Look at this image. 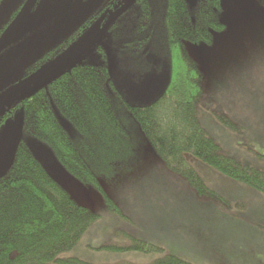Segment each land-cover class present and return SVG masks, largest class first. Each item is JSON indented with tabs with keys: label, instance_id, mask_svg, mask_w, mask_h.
I'll list each match as a JSON object with an SVG mask.
<instances>
[{
	"label": "rangeland",
	"instance_id": "obj_1",
	"mask_svg": "<svg viewBox=\"0 0 264 264\" xmlns=\"http://www.w3.org/2000/svg\"><path fill=\"white\" fill-rule=\"evenodd\" d=\"M24 1L0 3V27ZM103 1L38 0L31 18L0 53V90L19 79L45 51L69 38ZM200 1L187 0L194 20ZM150 2L154 18L141 35L145 37L142 47L128 49L127 37L107 34L80 58L82 63L110 65L118 90L112 91V101L129 134L125 157L117 158L116 172L99 174L102 188L85 184L68 172L42 140L23 136L47 173L77 203L100 215L76 246L59 256L94 264H152L167 254L192 264H264V197L260 192L188 152L187 162H201L203 166L194 169L221 199L200 196L184 176L167 167L126 106L152 103L170 81L163 32L165 0ZM217 17L225 28L214 32L211 43L185 41V49L204 74L199 122L229 156L264 169V0H221ZM95 32L93 27L82 34L76 46L83 47ZM54 109L70 137L77 139L74 124ZM222 115L239 128L222 122ZM241 184L255 193L241 189ZM106 195L120 211L109 206ZM131 237L163 250L105 248L128 247Z\"/></svg>",
	"mask_w": 264,
	"mask_h": 264
},
{
	"label": "trees",
	"instance_id": "obj_2",
	"mask_svg": "<svg viewBox=\"0 0 264 264\" xmlns=\"http://www.w3.org/2000/svg\"><path fill=\"white\" fill-rule=\"evenodd\" d=\"M25 3L26 0L0 27V36ZM131 7L136 12V30L141 24L147 27L152 24L154 15L150 0H134ZM197 8L194 20L187 0H165L163 32L170 62V81L152 103H126V106L167 167L184 176L200 196L221 199L207 186L192 163L187 162L185 154L188 152L264 194V169L229 156L199 122L198 106L204 97V74L185 49V41L211 43L214 32L224 30L225 25L217 17L221 0H201ZM72 37L71 34L52 52L70 42ZM138 45L142 47L143 42ZM41 59L35 60L28 71ZM112 91L118 90L108 63L91 65L79 61L68 66L45 87L4 111L0 134L8 121L22 113L23 136L30 134L42 140L53 148L68 172L85 184L102 188L99 174L116 172L117 158L125 157L129 143V134L112 101ZM55 107L74 124L79 132L77 139H72L57 120ZM221 120L230 127L239 128L226 115H222ZM24 141L23 138L13 166L0 176V264H94L77 257L60 258L59 255L70 252L100 215L77 203L47 173ZM106 197L109 206L120 211L116 203L108 195ZM131 239L132 244L128 247L105 248L148 253L163 250L147 241ZM152 264L192 263L167 254Z\"/></svg>",
	"mask_w": 264,
	"mask_h": 264
},
{
	"label": "water",
	"instance_id": "obj_3",
	"mask_svg": "<svg viewBox=\"0 0 264 264\" xmlns=\"http://www.w3.org/2000/svg\"><path fill=\"white\" fill-rule=\"evenodd\" d=\"M38 0H28L26 5H23V8L18 12L16 17L10 22V24L5 28L3 33L0 36V52L7 48V46L17 37L19 30L25 26L26 22L31 18L30 13L34 5ZM125 2L115 11H113L104 27L96 33L94 39H91L85 44V47L80 50L72 52L69 56L68 64L70 66L78 63V59L85 56L90 48L95 44L96 40L101 39L107 27L113 23L121 14L132 4L134 0H124ZM67 59L66 55H61L58 59L49 63L47 66L42 67L35 76L18 86H14L5 93L0 95V115L3 114L4 107L13 104L16 100H24L29 95L35 93L40 88H43L57 75L65 70V60ZM24 115L21 113L9 122L0 138V176H4L10 168L13 166V163L16 158V152L23 139L24 131Z\"/></svg>",
	"mask_w": 264,
	"mask_h": 264
},
{
	"label": "flooded vegetation",
	"instance_id": "obj_4",
	"mask_svg": "<svg viewBox=\"0 0 264 264\" xmlns=\"http://www.w3.org/2000/svg\"><path fill=\"white\" fill-rule=\"evenodd\" d=\"M27 1L28 0H26V3H27ZM103 2L104 3L102 4L101 8L98 9L96 12H94V14L91 15L89 18H87L83 23H81L82 25L79 26V28L74 31V33L72 34L73 37H72V39H71L70 42L66 43L61 48L59 47V49H57L56 52L55 51L52 52V49L53 48L48 49L47 51H45L41 56H39L38 59H40V58H42V59L40 60V62H38L35 65V67H33L29 71H26L21 77H19V79L18 78L13 79V81L9 85H7L5 88H3L2 90H0V95L3 94V93H5L6 90H8V89H10V88H12L14 86H18V85H20V84H22L24 82H27V81L31 80L35 76V74L42 67L47 66L49 63H51L54 60L58 59L61 55H66L67 56V59L65 60V64H66L65 70H66L68 68V66H70L68 64L70 54L72 52L76 51V50H80V49H83L85 47V44H83L84 45L83 47L76 46V43L80 39V36L82 34H84L85 32H88L91 28L96 27V32L93 33L92 36H90V38L87 40V42L89 40H91V39H94L95 36H96V33H98L99 31H101V29L106 24L105 22H107L110 14L113 11L117 10L125 1L124 0H104ZM26 3L24 5H26ZM22 8H23V5L20 8V10ZM132 10H133V8L130 5L121 14V16L119 18H117L115 21H113L112 24H110L107 27V29L105 31V34H104V36L107 35V34H110V35L112 34V36L115 37V38L116 37H127V39H126V41L124 43L126 45V48H128V49L130 47H134L135 45L138 46V43H141V41H143V39L145 37L142 38L141 35L145 32L143 30V28H146L147 27V26H145V24H141V25H139V30H136L135 29V21H134V16L135 15H134V11H132ZM9 24H7L6 27ZM4 30H5V27H4ZM3 31H2V33H3ZM98 41L99 40H96L95 44ZM87 42H86V44H87ZM38 59H36V60H38ZM79 61H80V58L78 59V63H79ZM3 100L0 101V104L2 103ZM16 102H18V100H16L13 104H11L9 106H5L4 107V111H6L8 108L12 107ZM4 111H3V114L0 115V122L1 121H4V119H3L4 118V115H5V112ZM9 122L10 121H8L5 124V126ZM3 130H2V132H3ZM1 136H2V133L0 134V138H1Z\"/></svg>",
	"mask_w": 264,
	"mask_h": 264
},
{
	"label": "crops",
	"instance_id": "obj_5",
	"mask_svg": "<svg viewBox=\"0 0 264 264\" xmlns=\"http://www.w3.org/2000/svg\"><path fill=\"white\" fill-rule=\"evenodd\" d=\"M192 164L191 165H193V166H203L202 164H201V162H191ZM240 183H242V182H240ZM239 187L242 189V184L241 185H239ZM246 191H248L249 193H255L253 190H250V188L251 189H254V188H252L251 186H250V188H248V187H243ZM255 190V189H254ZM258 192H260V191H258ZM260 195V197L262 198V197H264V194L262 193V192H260L259 193ZM254 242H256V243H258V241H254ZM255 245H249V247H254ZM78 256V255H77Z\"/></svg>",
	"mask_w": 264,
	"mask_h": 264
}]
</instances>
